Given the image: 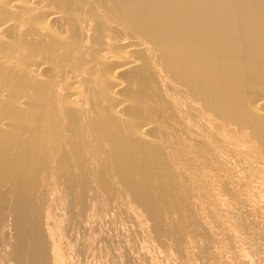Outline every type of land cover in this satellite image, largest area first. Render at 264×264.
Listing matches in <instances>:
<instances>
[{
	"label": "bare ground",
	"instance_id": "obj_1",
	"mask_svg": "<svg viewBox=\"0 0 264 264\" xmlns=\"http://www.w3.org/2000/svg\"><path fill=\"white\" fill-rule=\"evenodd\" d=\"M0 264H264V0H0Z\"/></svg>",
	"mask_w": 264,
	"mask_h": 264
}]
</instances>
